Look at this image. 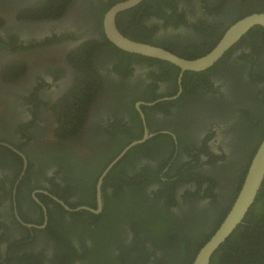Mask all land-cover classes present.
I'll use <instances>...</instances> for the list:
<instances>
[{
	"label": "flooded vegetation",
	"instance_id": "obj_1",
	"mask_svg": "<svg viewBox=\"0 0 264 264\" xmlns=\"http://www.w3.org/2000/svg\"><path fill=\"white\" fill-rule=\"evenodd\" d=\"M124 1L0 0V264H119L118 241L133 243L144 224L162 241H203L264 139V55L255 59L252 36L217 67L182 72L110 43L104 17ZM221 2L158 1L146 43L188 59L205 35L217 45L243 15L264 13V0ZM146 132L110 182L120 161L109 166Z\"/></svg>",
	"mask_w": 264,
	"mask_h": 264
},
{
	"label": "trees",
	"instance_id": "obj_2",
	"mask_svg": "<svg viewBox=\"0 0 264 264\" xmlns=\"http://www.w3.org/2000/svg\"><path fill=\"white\" fill-rule=\"evenodd\" d=\"M158 1L159 4H161L164 0H145L141 5L137 6L136 8L129 11H125L122 14H120L118 19L119 18L120 20L122 19V22L125 25V26H119L120 31H122V34L134 41H141L145 43L147 40L151 39L150 36L151 30L150 28L147 27L145 28L143 22L144 19H146L148 16L151 15V9H154L155 4ZM221 3L222 4L226 3V0H222ZM156 11H158L159 15H165L167 18L170 17V15H168L167 12L161 8L156 9ZM253 13H261V12L260 11L254 12L252 10L246 15H250ZM246 15H243V17H245ZM206 30L208 29H205V31ZM246 36L253 37L252 53H254L255 59L256 57H258L257 59H259L260 55L261 56L264 55V29L255 26L254 28L251 29L250 32H248V34H246ZM205 39H206L205 42H203L201 46V48L204 49L202 53H200L201 55L194 57L193 56L187 57L189 60H193L195 58H198L199 56L207 54L209 51H211L212 47L216 45V42L214 43V41H210L207 35H205ZM159 44L161 45V47L170 50L172 53L177 54L176 52L171 50V48L168 47L167 45L161 43ZM159 44H155V45L160 46ZM127 55L131 57H136L133 54L127 53ZM182 57H186V56H182ZM153 61L158 62L157 60H153ZM217 64L215 65V67L218 66ZM167 65H169V67L177 69L174 65L171 64H167ZM263 137L264 134L261 136V139ZM132 140H136V139H132ZM141 146L142 145L138 146L137 148ZM137 148H135L134 150H136ZM133 151H131L130 153H132ZM129 154L127 155L128 158H129ZM122 160L110 171L109 173L110 178H108L111 179L110 182L114 181V176L117 177L118 175H121V171L119 170V165L122 162ZM163 168L164 166H162L158 171L162 170ZM114 173L115 175L113 176ZM127 177L128 176L125 177V182H122L124 184L121 183L122 187L127 186L133 189L134 188L133 186H130L126 183ZM156 177H158V173ZM241 183L243 184V182ZM242 184L239 185L237 192L233 198V201L230 204L229 210L231 209L241 189ZM167 185L168 187L170 186L169 184ZM119 186L116 184L113 186L114 190L116 191V195L118 196L123 194L122 190L120 191ZM229 210L227 209V211L222 212L223 214H221L218 217V222H216L217 224L214 231L211 234H209V236L206 237L203 241L197 240L191 242V238H190L191 236H188L185 233H180L174 236L171 235L169 236L166 233L164 236V240L162 241L159 240V238L156 236V232H155L156 229L153 226L144 224L142 225L141 230L139 229L136 232L133 231L134 234L135 233L137 234L135 241L133 243L127 245L124 240L118 241L126 249L129 248L127 250L129 254L126 253V251L124 250L125 248L122 247V249H120L121 261H119L118 263L148 264V262H150L151 256H153L156 262L154 264H192L199 250L213 236L215 231L222 224ZM167 238L170 240V242L164 244V241ZM136 241H140V242L136 243ZM118 242L116 239H114V244H117ZM147 242H151L153 245L149 248L146 246ZM132 247H141V248L137 250H131ZM158 251L160 253H163L162 257H156V252ZM92 257L95 256L91 255L89 251H86L85 254L83 255V258L90 259L93 262L95 260ZM211 264H264V183L262 185L261 191L254 205L251 207L248 214L246 215L244 223L240 225L234 231V233L226 240V242L214 253L211 260Z\"/></svg>",
	"mask_w": 264,
	"mask_h": 264
},
{
	"label": "water",
	"instance_id": "obj_3",
	"mask_svg": "<svg viewBox=\"0 0 264 264\" xmlns=\"http://www.w3.org/2000/svg\"><path fill=\"white\" fill-rule=\"evenodd\" d=\"M145 0H126L114 5L104 17V32L107 39L115 47L129 54L158 59L171 63L180 68L182 72H202L213 67L225 53L235 45L244 35L251 31L255 26L264 29V13L250 14L232 25L224 34L214 49L205 56L193 60L181 58L161 47L153 46L147 43L134 41L124 36L116 24L117 16L120 13L133 9ZM151 136L146 132L144 138L131 143L109 166V172L112 167L133 147L145 143ZM264 183V139L258 147L248 168L242 187L224 221L213 234V236L199 250L192 264H211L214 253L226 242L234 231L244 223L246 215L254 205L262 185ZM101 184L98 185V211L102 208Z\"/></svg>",
	"mask_w": 264,
	"mask_h": 264
}]
</instances>
